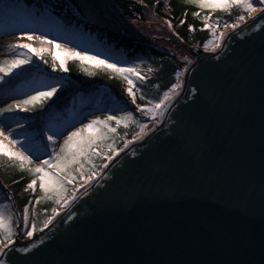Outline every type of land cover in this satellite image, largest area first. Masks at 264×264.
Here are the masks:
<instances>
[{
	"label": "water",
	"instance_id": "obj_1",
	"mask_svg": "<svg viewBox=\"0 0 264 264\" xmlns=\"http://www.w3.org/2000/svg\"><path fill=\"white\" fill-rule=\"evenodd\" d=\"M197 54L164 123L7 264H264V11Z\"/></svg>",
	"mask_w": 264,
	"mask_h": 264
},
{
	"label": "trees",
	"instance_id": "obj_2",
	"mask_svg": "<svg viewBox=\"0 0 264 264\" xmlns=\"http://www.w3.org/2000/svg\"><path fill=\"white\" fill-rule=\"evenodd\" d=\"M84 1L85 6L91 9L96 20L82 14V12L85 13ZM84 1L0 0V38L23 32H34L46 35L49 39L73 45L77 50L86 51L90 55H98L109 62L119 63L123 67H136L140 77L143 78H133L136 103H132V98L127 93L129 85L122 75L111 70L97 69L95 75L88 76L82 70L80 62L75 59L67 62L69 69L67 73L53 72L48 65H43V62L38 60L33 65L16 69L13 74L21 73L24 78L0 94V107L11 103L12 98H23L24 94L35 87L39 81L52 78L65 85L64 89L58 93L59 99L55 100V104L59 107L54 106L51 113L42 115L37 110L32 112L35 115L19 114L0 123L1 128H4L7 134L9 128L5 125L16 129L15 134L10 138L19 139L23 147L19 143L16 145L22 150L27 149L26 153L32 156L46 154L47 149L41 148L37 152L36 148L39 141V129L49 118L61 130L69 128L75 130L90 117L105 120L109 115L120 117L131 112L133 120L127 127L123 123L117 124L116 121H109L108 127L100 126L104 138L97 141L94 149L98 148L101 154L102 151L113 153L109 146L116 150L123 149L128 140L138 135L139 139H144L152 132L151 128L155 120L137 111L136 106L152 107L163 100L164 93L168 92L173 84L180 83L177 77L179 61L174 54L142 40L146 37V33L130 32L132 26L146 30V23L164 22L169 28L168 21H171V28L178 33V36H169V33H166V36L171 37L172 44L177 45L180 42L178 37H180L190 45L205 46L212 38L214 27L219 26L218 30H220L225 24H236L240 21L238 20L240 14H243L245 18L249 17L246 12L235 7L229 10H213L200 8L195 4L187 3L186 0ZM116 14L128 22L125 28H122L115 19ZM205 17H208L207 21ZM17 51L15 49L10 54L0 56V63L12 59ZM45 58L51 63L50 56L46 55ZM90 63L85 62V67ZM175 91L171 93L169 100L164 101V107L160 110L163 115L179 96L181 88ZM39 114L41 116H38ZM16 120H20L28 127L17 129ZM141 124L146 125L142 135H140ZM108 128H115L116 131L110 132ZM61 140L63 143L62 138ZM101 154L92 155L91 163H89V158L81 157L80 163L70 166L72 171L70 178L74 185L82 182L80 169L83 170L85 176L89 174V170L95 171L96 174L103 172L104 165L108 164V161L102 158ZM11 162L13 167L9 166ZM81 163L84 165L83 168L80 167ZM93 165L95 168L92 167ZM29 168L27 164L21 165L19 161L7 155L0 157L2 174H0V181L8 186L10 191L12 185L17 196L22 198L20 199L22 203L25 202L27 195L25 187L32 179H38L34 173L28 171ZM93 182V180L89 182L78 195L88 189ZM65 187L69 192L70 186L67 184ZM2 190L0 184V203L9 199ZM12 192L14 193L13 190ZM50 193V198L39 204L36 209L38 217H34L37 219V226L44 224L50 211L58 204L56 201L59 197L56 192L50 191ZM43 208L47 210L43 212Z\"/></svg>",
	"mask_w": 264,
	"mask_h": 264
},
{
	"label": "snow or ice",
	"instance_id": "obj_3",
	"mask_svg": "<svg viewBox=\"0 0 264 264\" xmlns=\"http://www.w3.org/2000/svg\"><path fill=\"white\" fill-rule=\"evenodd\" d=\"M187 3L195 4L200 8L209 9H220L229 10L232 8H238L242 12H246L249 16L252 13L258 11L257 7L254 6L253 0H186ZM256 4L264 5V0H255ZM264 11V7L259 9ZM195 15H199L195 13ZM205 21L208 17L204 18ZM238 20L244 21L245 16L240 14ZM170 23V22H169ZM207 26V25H206ZM255 26V25H253ZM225 27L236 28L237 24H225ZM215 35V32H214ZM224 37V33L220 32L217 35L215 41V47L219 46V41ZM20 40H27L28 42L17 43L13 46L14 49L18 50L12 59L6 60L0 63V84L9 85V80L6 77L11 76L16 69H21L24 66L35 64L36 60L43 62L48 65L53 72L67 73L69 71L67 62L69 60H78L81 64L82 70L88 76L95 75L97 69L111 70L114 73L120 74L127 80L129 87L127 88L128 95L132 98V103H136V97L133 92V78H140V73L136 67H123L119 63L109 62L107 59H102L98 55H90L86 51H80L76 48L68 47L67 44H61L55 39H49L46 35H36L34 32H23L19 38ZM38 41V45L34 46L32 41ZM215 47L212 50H215ZM51 57V63L45 57ZM85 62H91L89 66L85 67ZM186 71V69H185ZM179 77V73H177ZM65 85L57 79H46L36 83L29 92L25 93L23 98H12L11 103H6L5 106L0 107V123H4L9 117L18 116L21 112L30 113L39 110L42 115L51 113L53 107H59L55 104V100L59 99L58 93L64 89ZM180 84H173L168 92L164 93V98L159 103L154 104L152 107H141L137 105V111L149 115L153 120L156 119V113L158 109L164 107V101L169 100L171 93L178 89ZM51 102V103H50ZM151 103V101H149ZM133 120V114L127 112L125 115L120 117L109 115L105 120L92 119L88 123L81 124L80 127H76L75 130L65 129L61 130L57 128L52 122L51 118L46 121L39 129V143L37 144L36 151L39 152L41 148L47 149L52 146L53 153H56L58 147L59 151L53 157L49 153L48 159H42L39 155L36 159L39 160V164L34 168H29L28 171L34 173L40 181V189L48 192L55 191L59 199L57 203H60L64 199V194L67 192L65 187L71 183L69 177H72V171L70 166L76 163H80L81 157L89 158L92 155H98L95 152L94 146L98 140L104 138V134L101 133L100 126L104 125L108 127L109 121H116L117 124L123 123L125 127L128 126L129 122ZM17 129L28 127L23 124L20 120H16ZM9 128L8 134H5L4 128H0V157L9 156L14 160L20 162L21 165L32 163L33 157L31 154H25L28 150L24 151H11L6 150L8 144H21L23 143L19 139H10L15 134L16 129H11L10 125H5ZM146 125H140V135L144 133ZM108 131L115 132V128H108ZM86 133H88L86 135ZM27 138V137H26ZM63 139V143H58L59 139ZM140 136H137L139 139ZM46 141V143L44 142ZM110 147V151L118 155L119 153L115 148ZM112 155L107 156V159L111 161ZM45 166L55 167L56 173H51ZM80 167L84 165L81 163ZM95 168V165L92 166ZM107 167V164L104 165ZM63 174V175H62ZM96 175L95 171L89 170L87 176H83L84 182H90ZM74 178V177H73ZM37 179H32L28 184V188L35 190ZM83 186V185H82ZM72 199H76L75 193L72 194ZM39 203V199L36 200ZM67 202L65 203V206ZM58 214V213H57ZM29 208L26 206L23 209V218L25 225L28 223ZM51 223V220L45 221V227ZM36 231V224L32 223L30 230L24 232L27 237H32ZM43 231V229H41ZM17 236V232L12 226L11 217L6 216L3 210H0V264H7L5 257L8 256L9 251H21L28 252L30 247H13L16 245L14 237ZM32 247H35L33 245Z\"/></svg>",
	"mask_w": 264,
	"mask_h": 264
},
{
	"label": "rangeland",
	"instance_id": "obj_4",
	"mask_svg": "<svg viewBox=\"0 0 264 264\" xmlns=\"http://www.w3.org/2000/svg\"><path fill=\"white\" fill-rule=\"evenodd\" d=\"M253 3H254V6L257 7L258 11L255 12V13H252L248 19H252L255 15H257L259 12H262L260 11L259 9H261L262 7H264V5H260V4H256L255 3V0H253ZM115 19L117 20V22L120 24V26L122 28H125L128 24V22L122 18L120 15L116 14L115 15ZM247 19H245L244 21L246 22ZM244 21H239L237 23L238 27L245 23ZM249 21V20H248ZM135 24V23H134ZM147 25L145 26L146 30H144L142 28V30L140 28H135V27H131L130 29V32H136V33H146V38L149 39V40H153L157 43H159V45L161 46H164L167 50H168V53H174L177 58L179 59V65H178V73H179V80H180V87L183 86L182 85V78L185 77L186 73H185V69L186 70H189V68L197 61L199 60V57L193 53L191 50H189L188 48H186L187 46H181L179 43L177 45H174L171 43V40L166 37V33L169 35V36H172V33H174V29L171 28V26L169 25V28L168 26L166 25V23L164 22H158V23H146ZM235 28H231V27H221L220 30L218 31H215V35L213 33V38L210 39L208 45L211 46L210 47H206V51L208 52H213V48L212 47L214 44H215V41L217 39V35L220 33V32H223L224 33V37L221 41H219V46L218 47H215V50H217L223 40L225 39V37L228 35L229 32H231L232 30H234ZM21 34L17 35H13V36H9L5 39H2L0 40V56H4L6 54H10L12 52L15 51V49L13 48V46L17 43H22V42H28L26 39L25 40H20ZM32 43L34 44V46L38 45V41H32ZM185 47V48H184ZM207 49H210V50H207ZM170 51V52H169ZM197 53V52H196ZM179 87V88H180ZM178 88V89H179ZM177 89V91H178ZM176 91V92H177ZM96 99V98H95ZM177 99V98H176ZM176 99L174 100V102L171 104V106L169 108L172 107V105L176 102ZM161 109H158L157 110V113H156V119H155V122H154V125L153 127L151 128L152 132L154 130H157V128L159 126H161L163 123H164V119L161 120L163 118V113L160 112ZM168 111V110H167ZM166 115V114H165ZM92 119L91 117L88 119V121H85V123H88L90 122ZM150 134V133H149ZM145 138V137H144ZM144 141V139H132L131 140V143H135V142H142ZM59 143V142H58ZM6 150H11V151H23L21 148H19L18 146L16 145H12V144H8L6 145ZM27 154V153H25ZM52 155H54V153L52 152ZM39 156L41 157V154H39ZM49 156V155H47ZM42 158V157H41ZM43 159V158H42ZM39 160H37L35 157H33V160H32V163L30 164H27L28 167H36L38 164H39ZM13 164L12 162L9 164V166ZM10 167H13V165H11ZM1 174V172H0ZM2 175V174H1ZM89 183V182H88ZM88 183H85L82 185H78L76 187H73V191L72 193L70 194V198H67L65 201H64V205L62 206V208H59L56 210L55 213L52 214V217H51V221L52 223H54L61 215L62 213L64 214V211H65V208L68 206L71 205V202H72V194L75 193V196L78 195V193L88 184ZM11 190L13 189V186L11 185ZM28 187V185H27ZM35 189H37V184H36V187ZM89 189V188H88ZM9 190V187L6 189V191ZM28 190V192L26 193H29V192H33L34 190L33 189H30V188H27L26 191ZM10 191V190H9ZM34 193H36L34 191ZM17 196V194H15ZM8 198H11L13 199V197L10 195V194H7ZM51 196V193L50 191L48 192H45L43 190H39L35 195H29L30 199L27 201V207L30 205L31 208L33 207V213H31V209H29V217H28V223L27 225H25V222H24V218H23V209L26 207L24 206V202L22 203V201L20 199L22 198H17L18 200H13V205L12 204H9V207H7L8 205V202L7 203H4L0 206V210H3L5 212V215L6 216H9L11 217V220H12V226L13 228L15 229V231L17 232V235H19V232L21 231L22 232V236H20V239H21V242L25 243V242H28L30 241L34 235L32 237H27L26 235H24V232H26L27 230H30V227L32 225V223H35L36 224V228L40 227V226H37V219L33 216H37V207L39 204L43 203V201L49 199ZM39 199V203L37 204L36 203V200ZM67 202V205L65 206V203ZM6 207V208H4ZM43 212L46 211L47 209L46 208H43L42 209ZM66 212V211H65ZM58 213V214H57ZM42 228V227H41ZM41 234V233H38V235ZM16 238V236L14 237V239ZM29 238H31L29 240ZM20 241V240H19Z\"/></svg>",
	"mask_w": 264,
	"mask_h": 264
},
{
	"label": "bare ground",
	"instance_id": "obj_5",
	"mask_svg": "<svg viewBox=\"0 0 264 264\" xmlns=\"http://www.w3.org/2000/svg\"><path fill=\"white\" fill-rule=\"evenodd\" d=\"M23 243H20V244H18V245H22Z\"/></svg>",
	"mask_w": 264,
	"mask_h": 264
}]
</instances>
